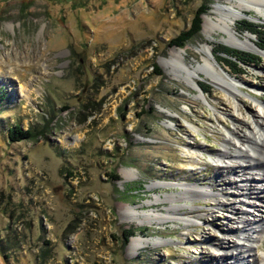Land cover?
<instances>
[{
	"label": "rangeland",
	"instance_id": "obj_1",
	"mask_svg": "<svg viewBox=\"0 0 264 264\" xmlns=\"http://www.w3.org/2000/svg\"><path fill=\"white\" fill-rule=\"evenodd\" d=\"M204 4L201 32L183 47L172 44ZM230 4L0 0V264H215L212 258L225 250L212 245L233 239L223 230L238 237L244 227L237 216L228 219L225 209H215L213 197L176 201L187 204L183 216L202 217L188 227L175 220L138 226L123 217L127 205L166 214L174 200L157 197L180 196L178 183L186 181L208 189L212 180L233 193L237 205L244 200L250 218L261 217L252 205L264 201L225 185L212 155L223 148L227 129L243 119L235 102L250 122L264 105V49L231 47L214 30L211 10ZM246 12L256 20H238L239 33H247L248 22L264 27V15ZM206 43L218 63L219 44L254 55L250 65L230 61L243 73L219 63L240 90L237 101L206 71L196 79L202 95L180 76L182 65L204 64ZM178 48L187 52L172 57ZM19 124L33 128L35 137L9 138ZM196 143L206 149L198 162L184 153ZM123 169L135 175L129 179ZM128 230L134 234L126 241ZM137 235L151 243L130 256ZM255 247L264 260V238Z\"/></svg>",
	"mask_w": 264,
	"mask_h": 264
},
{
	"label": "bare ground",
	"instance_id": "obj_2",
	"mask_svg": "<svg viewBox=\"0 0 264 264\" xmlns=\"http://www.w3.org/2000/svg\"><path fill=\"white\" fill-rule=\"evenodd\" d=\"M228 1H230V5L224 7L214 6L211 10V14L216 15V20L214 22L215 32L221 34L220 41L231 47L244 51H255L257 43L253 41L252 33L249 31H247L246 34L239 33L236 28V23L243 18L255 21V15L252 16L246 12L250 9L256 10L258 13L264 15V4L256 7L249 5L248 0ZM261 1L264 3V0ZM208 39L210 41H215L216 37L214 34H210ZM200 50L204 54V64L192 67L182 65V73L180 76L187 78L191 82L193 81L196 87L195 89L198 90L201 95L203 91L199 87L196 79L206 77L215 84L222 83L228 88L227 91L237 101L240 90L232 81L233 77L230 73L223 70L213 56L210 44L206 43ZM186 52L187 48H178L173 53L172 57L175 58ZM173 60L174 59H172V61ZM201 71H206L207 76L204 77ZM235 107V110L242 115L243 119L241 121L238 120L234 128L227 129L229 135L228 137H223V148L212 152L213 159L217 162L219 171L218 176L225 185L230 188H236L244 198L251 196L255 197L257 200L264 201V191L259 187V184H264V105H260V112L253 113L252 122L247 120L243 108L236 102ZM241 126L246 129L247 133H241ZM205 150V147L196 143L185 150L184 153L191 157L194 162H198L202 159V153ZM123 173L127 178L135 175V172L131 169H123ZM178 186H181L182 189L179 193L180 196L172 193L165 198L157 197V201L174 200L171 206L166 207V214L159 212L155 213L153 210H141L137 206L127 205L122 210L123 217L138 226L145 224L150 225L156 223V221L175 220L185 222V225H187L186 227H188V225L193 224L196 220H202V217L200 214H195L194 217L183 216L181 209L187 207V204L176 203V201L194 200L197 197H213V207L215 209L220 207L225 209L228 214V219H233L235 218L233 216H237L240 225L242 224L244 227V231L238 237L229 227L223 230V232L226 233L225 235H232L233 239L227 241L225 240L227 236H225V238L222 237L212 245L214 249L225 250L224 254L221 253L218 254L220 255L219 257L212 258L213 262L215 264H264V260L257 256L255 247V243H260L264 238V205L257 204L256 202L252 205L255 206L256 210L261 212V217L256 220L255 218L249 217L250 212L244 207L246 205L244 200H241L240 204L237 205L236 200L231 201V198L235 195L220 190L217 188V183L212 180L209 185L210 188L208 189L202 185L187 181L182 184L178 183ZM150 202L151 201L148 203ZM192 213H196V211L192 210ZM159 241L166 242L165 239L162 238H160ZM149 243H151V240L147 237L140 235L134 236L128 247L129 255H135ZM231 247L234 249L230 254L229 251L232 250ZM251 250L253 253L249 252ZM249 257L253 258V260L251 261ZM230 259H232V261Z\"/></svg>",
	"mask_w": 264,
	"mask_h": 264
},
{
	"label": "trees",
	"instance_id": "obj_3",
	"mask_svg": "<svg viewBox=\"0 0 264 264\" xmlns=\"http://www.w3.org/2000/svg\"><path fill=\"white\" fill-rule=\"evenodd\" d=\"M209 7L204 4L202 5L198 11L196 12L191 27L185 31H183L180 35L176 36L172 40V44L183 47L185 44L191 40L192 38L196 37L202 30L203 25V14L208 11ZM264 27L261 25H256L254 23L248 22L247 25L244 27L245 31H249L252 34L257 36V45L264 49ZM215 56L217 57L219 63L223 65H228L232 69L233 74L243 73L244 70L242 68L237 69L235 66L240 64L250 65L253 61L250 58H254L252 53L240 51L234 48H231L226 45H216ZM230 61L233 62L234 65L230 64ZM157 71H160L157 65H155ZM207 92V91H206ZM35 137V133L33 128L23 129L22 126L15 125L10 129L9 138L15 141H22L26 139H31ZM134 232L132 230H128V234L125 235V240L127 241ZM4 251V250H3ZM5 253V257L8 259L9 255Z\"/></svg>",
	"mask_w": 264,
	"mask_h": 264
},
{
	"label": "water",
	"instance_id": "obj_4",
	"mask_svg": "<svg viewBox=\"0 0 264 264\" xmlns=\"http://www.w3.org/2000/svg\"><path fill=\"white\" fill-rule=\"evenodd\" d=\"M95 264H100V263L96 262Z\"/></svg>",
	"mask_w": 264,
	"mask_h": 264
}]
</instances>
